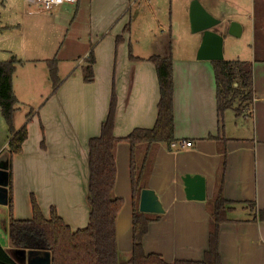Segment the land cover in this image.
<instances>
[{"label": "crops", "instance_id": "1", "mask_svg": "<svg viewBox=\"0 0 264 264\" xmlns=\"http://www.w3.org/2000/svg\"><path fill=\"white\" fill-rule=\"evenodd\" d=\"M135 2L70 0L45 11L40 5L25 0H0V6L10 10L0 15V27H8L0 32V44L19 37L25 42L22 51L12 52L2 47L0 55L8 57L2 60L22 61L12 78L13 92L17 101L31 105L30 114L25 113L22 119L18 118V126L16 120L13 125L16 131L22 124L27 128L22 151L13 155L10 162L13 217L31 218L30 197L33 196L45 218L53 206L73 231L86 227L88 141L99 136L114 91L113 135L120 140L114 146L116 179L112 194L123 200L116 230L118 248L124 237L127 252L131 251L127 241L129 237L131 244L130 166L132 156L134 164H140L145 145H137L132 151L130 143L122 139L135 129L154 127L160 92L156 67L149 58L171 57L144 56L137 52L131 40L133 22L127 16ZM41 31L46 34L45 38L38 36ZM72 41L82 42L78 50ZM64 43L68 45L66 50ZM90 52L94 60L93 80L86 83L82 68L89 64L86 59ZM52 59L57 62L60 83L49 95L52 83L51 88H37L29 76L38 73L41 77L44 73L41 66L48 69L47 61ZM171 59L173 136L174 140L192 145L172 151L168 143L162 142L151 149L153 156L146 188L155 191L164 213L149 224L144 250L160 254L169 262L202 258L210 228L206 204L210 205L216 178L222 172L223 198L232 205L226 221L219 227L222 264H264V63L250 65L253 98L247 112L225 111L220 129L211 61L181 63ZM15 76L21 92L30 95L28 100L19 98ZM241 119L243 123H238ZM4 131L0 112V134ZM7 150L6 142L0 140V157ZM186 173L204 177L203 202L186 200L182 181ZM9 193L7 184L6 203L0 204V245L16 264H42L48 251L24 249L20 255L19 249L9 243Z\"/></svg>", "mask_w": 264, "mask_h": 264}, {"label": "trees", "instance_id": "2", "mask_svg": "<svg viewBox=\"0 0 264 264\" xmlns=\"http://www.w3.org/2000/svg\"><path fill=\"white\" fill-rule=\"evenodd\" d=\"M264 1V0H263ZM8 29L1 27L0 32ZM89 63L82 68L84 82L93 80V54L86 59ZM158 76L160 98L158 115L152 129H135L122 139L130 143L132 151L137 145H145L141 153L139 165H135L132 156L130 166L132 217H131V254L126 261L118 257V239L116 218L122 207L123 200L113 196L116 179V162L114 146L117 139L113 135L116 96L111 95L109 112L102 123L98 137L88 141V194L89 219L85 228L73 231L58 215L56 208L51 207L49 217L45 218L33 196L30 197L32 216L27 220L13 217L12 177L10 170L11 158L22 151V143L27 136L26 124L19 130L13 126V114L17 111V99L13 92L12 78L17 65L22 61L16 59L0 60V112L7 125L10 138L8 141L9 164V223L8 237L10 245L15 249H29L43 253L48 251L50 264H222L219 251L218 234L222 222L232 209L223 198V174H218L214 195L210 205L206 207L210 214L207 250L198 260H175L169 262L157 253H146L144 239L149 233V224L157 221L159 214L142 213L139 211V198L142 189L146 188L149 163L153 156L151 149L158 143L175 141L173 117V71L171 57L152 56ZM264 61V60H262ZM217 87L218 124L223 127L224 113L234 109L237 114L240 107H234L237 98L244 102L251 101L252 68L245 61H211ZM49 79L55 90L60 83L57 75L55 59L47 61ZM236 84V85H235ZM30 114V113H29ZM222 157V167L224 165ZM147 177V178H146ZM0 264H16L0 245Z\"/></svg>", "mask_w": 264, "mask_h": 264}, {"label": "rangeland", "instance_id": "3", "mask_svg": "<svg viewBox=\"0 0 264 264\" xmlns=\"http://www.w3.org/2000/svg\"><path fill=\"white\" fill-rule=\"evenodd\" d=\"M194 0H137L132 3V8L127 16H131L133 22L132 44L136 47L138 53L144 56L164 54L171 55L174 62L198 61V50L202 42L203 34L193 32L190 24L189 8ZM198 3L220 23L213 26L211 31L216 32L222 37V57L225 61H245L254 65L264 63V1L263 0H197ZM10 10H4L0 6V15ZM4 18V17H3ZM231 23H237L241 27L240 34L234 36L229 33ZM1 28V27H0ZM25 34V33H24ZM39 37L45 38L46 34L41 31ZM138 41V42H137ZM76 44V50L80 44ZM94 46L96 43H93ZM25 45L24 38H15L14 41L0 44V48L12 49V52L22 51ZM68 47L67 43H64ZM18 48V49H17ZM65 52H62V56ZM60 55V56H61ZM13 56L11 54L10 58ZM20 56V55H18ZM2 58H8L7 55ZM68 63V61H64ZM78 64V61L76 62ZM75 64V65H76ZM44 65V64H43ZM43 75L38 73L29 76L30 81L36 84L37 88L50 87L48 69L44 66ZM63 71V66H62ZM20 73V72H19ZM18 76V74H17ZM22 74H19V79ZM61 76V73H60ZM19 80L15 76L16 90L19 98L28 100L30 95L21 92L18 86ZM48 89V88H47ZM48 91V90H47ZM55 90L49 92L53 94ZM45 100H47L48 96ZM25 96V97H24ZM26 98V99H25ZM249 102H244L240 98L234 103V107H240L239 112H247ZM31 105H25L22 101H17V111L14 114V121L18 126V118L22 119L25 113H30ZM243 123V119L237 121ZM23 124L21 125V127ZM20 127V128H21ZM251 127L247 125V128ZM246 128V125H245ZM4 134H0V140L6 142L10 138L8 128L4 122ZM88 194V192H87ZM124 235V234H123ZM129 246L130 238L128 237ZM124 237L119 241L118 257L120 261H126L131 254L126 249Z\"/></svg>", "mask_w": 264, "mask_h": 264}, {"label": "water", "instance_id": "4", "mask_svg": "<svg viewBox=\"0 0 264 264\" xmlns=\"http://www.w3.org/2000/svg\"><path fill=\"white\" fill-rule=\"evenodd\" d=\"M190 24L193 32L203 34L202 42L198 50V59L201 61H221L222 57V37L211 28L220 23L194 0L189 8ZM241 27L237 23H231L229 33L237 36ZM8 153L0 157V204L6 203V187L8 184ZM185 198L188 201L203 202L206 197L205 179L200 174L186 173L182 176ZM139 211L149 214H163L164 209L155 191L150 188L141 190L139 198ZM22 255L24 249L17 250ZM42 264H50L49 254Z\"/></svg>", "mask_w": 264, "mask_h": 264}, {"label": "built area", "instance_id": "5", "mask_svg": "<svg viewBox=\"0 0 264 264\" xmlns=\"http://www.w3.org/2000/svg\"><path fill=\"white\" fill-rule=\"evenodd\" d=\"M27 3L40 5L45 11H51L57 6L70 0H25ZM192 143L184 140H175L169 144L172 151H180L184 148L191 147Z\"/></svg>", "mask_w": 264, "mask_h": 264}]
</instances>
